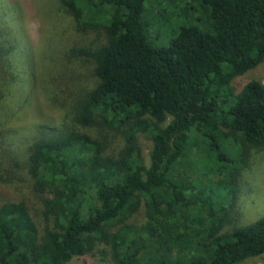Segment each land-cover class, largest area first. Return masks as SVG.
<instances>
[{
    "label": "trees",
    "instance_id": "trees-1",
    "mask_svg": "<svg viewBox=\"0 0 264 264\" xmlns=\"http://www.w3.org/2000/svg\"><path fill=\"white\" fill-rule=\"evenodd\" d=\"M150 1L57 0L77 33L103 35L70 50L91 65L94 83L65 104L58 127L35 126L32 137L0 127V184L16 193L0 201V264H72L100 246L111 264L264 256V217L232 223L236 177L252 151H264V84L231 87L264 65V0H189L176 18L190 22L163 47L157 42L169 20H157ZM12 7L4 16L0 9L2 115L19 67H30L33 55ZM141 135L152 143L147 163ZM195 162L211 172L199 186L191 182ZM217 175L226 185L215 194ZM28 193L41 205L42 232ZM142 206L144 223H128Z\"/></svg>",
    "mask_w": 264,
    "mask_h": 264
},
{
    "label": "rangeland",
    "instance_id": "rangeland-1",
    "mask_svg": "<svg viewBox=\"0 0 264 264\" xmlns=\"http://www.w3.org/2000/svg\"><path fill=\"white\" fill-rule=\"evenodd\" d=\"M14 4L12 15L19 22L17 28L23 33L26 46L31 50L32 60L29 66H20L18 79L14 83L11 95L5 99L0 113V127L11 129L13 133H19L25 137H32L31 128L35 126L58 127L63 122L64 107L71 105L73 101L83 94V90L93 86L91 65L82 61L80 57H74L70 50L83 46H89L92 42L103 39L102 34L89 32L79 34L74 30V24L61 9L57 0H6L0 6L2 16L7 3ZM189 0H151L148 10L159 21L169 20V26L164 27L160 35L158 46H166L177 28L189 23L187 17L176 16L182 14ZM13 11V10H11ZM159 23V22H158ZM160 24V23H159ZM160 25L157 24L156 28ZM14 29V28H13ZM154 32V30H153ZM42 72L46 75L43 76ZM32 74L35 83L31 85L23 82L24 76ZM261 81L264 84V65L247 72L231 82V87L238 93L248 82ZM14 109L15 114H7ZM92 136L95 132L90 131ZM20 135V136H21ZM141 153L145 163L152 146L146 136L139 137ZM194 156V155H192ZM201 157L206 162L208 155L201 151ZM195 160V158H193ZM248 166L236 177V209L232 213L233 224L247 225L264 217V151L251 152L247 161ZM197 168H196V167ZM195 173L192 176V185L199 186L206 183L203 172L209 169L198 166L195 162ZM206 172V171H205ZM215 194L221 193L225 181L224 176H216L212 179ZM206 192V191H205ZM27 204L31 210L33 219L39 232L45 227L41 216V205L38 199L28 193ZM16 193L13 189L0 184V201L15 200ZM227 202L224 201V207ZM145 221V209L143 206L128 223L141 225ZM72 264H111L108 250L100 246L91 254L76 257ZM243 264H264V256L249 259Z\"/></svg>",
    "mask_w": 264,
    "mask_h": 264
}]
</instances>
